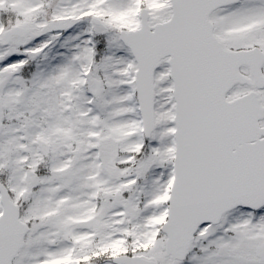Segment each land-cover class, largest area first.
Masks as SVG:
<instances>
[{
  "label": "rangeland",
  "instance_id": "374dc122",
  "mask_svg": "<svg viewBox=\"0 0 264 264\" xmlns=\"http://www.w3.org/2000/svg\"><path fill=\"white\" fill-rule=\"evenodd\" d=\"M240 2L214 13L215 35L228 49L264 52V0ZM46 6L45 0H0L15 25L35 28V35L4 46L0 21V176L22 205V221H38L15 264H77L90 257L110 264L100 261L126 250L173 264L161 251L160 231L173 180L171 82L161 65L156 126L145 139L133 93L136 64L119 40L120 31L138 28L143 7L152 23L167 19L168 0H63L51 18L68 22L55 33L46 32ZM95 35L104 44L96 58ZM259 98L264 108V92ZM220 230L234 237L216 239L219 229L212 232L214 243H225L220 254L234 246L249 261V249L264 239V210L255 219L232 211ZM210 257L205 253L202 264L227 262Z\"/></svg>",
  "mask_w": 264,
  "mask_h": 264
},
{
  "label": "water",
  "instance_id": "95a60500",
  "mask_svg": "<svg viewBox=\"0 0 264 264\" xmlns=\"http://www.w3.org/2000/svg\"><path fill=\"white\" fill-rule=\"evenodd\" d=\"M239 0H171L172 18L156 24L151 33L147 12H141L140 29L120 33L137 62V103L143 133L150 136L154 124L153 76L160 61L169 56L172 97L175 102L174 179L163 251L183 260L200 225L217 223L239 206L259 209L264 204V108L256 92L225 99L234 84L264 89L258 48L225 51L212 34L211 13ZM28 30L5 32L25 36ZM249 66L253 84L239 72ZM96 92L100 83L95 82ZM72 117V108L69 107ZM0 264H11L21 249L26 225L20 223L18 206L9 201L0 185ZM264 251V244L258 247ZM116 264H153L137 257H118Z\"/></svg>",
  "mask_w": 264,
  "mask_h": 264
},
{
  "label": "flooded vegetation",
  "instance_id": "af4514ba",
  "mask_svg": "<svg viewBox=\"0 0 264 264\" xmlns=\"http://www.w3.org/2000/svg\"><path fill=\"white\" fill-rule=\"evenodd\" d=\"M55 1H59V0H48L49 4H54ZM151 25H154L151 24ZM167 67V65H166ZM168 70V68H167ZM168 74H169V70H168ZM264 210V208L260 209L259 211H252V210H246L244 212V214L247 216V218H253L255 219L257 217V215H259L262 211ZM224 221V219H222L217 225H212V224H207L206 226H202L200 227L197 235L194 238V242L191 244L189 250H188V254L186 259L184 260L185 264H192L194 262H196V264H202V260L203 257L205 255V253H210L211 257L210 258H216L218 259L220 256V252H221V248H223L222 244L225 243H214V236L212 234V232L215 230V228H217L222 222ZM222 236V238H233V234L232 231H226L223 232L219 229V235L216 239H219ZM264 240L262 239V242ZM261 241L257 242L254 244L253 247H251V250L246 247V249H249V261H243L242 260V255H240L237 251V249H235L234 246H232L233 249L228 250L227 249V253H225V256L227 260L229 259H233V260H237L240 262H245L247 264H264V259H260L257 254H256V250L257 247L262 243ZM54 245V243H53ZM237 251V252H236ZM235 254L234 258L232 257ZM236 254H238V256H236ZM133 256V255H131ZM194 261V262H193ZM56 263V262H55ZM81 264V263H80ZM89 264H92V262H90Z\"/></svg>",
  "mask_w": 264,
  "mask_h": 264
}]
</instances>
